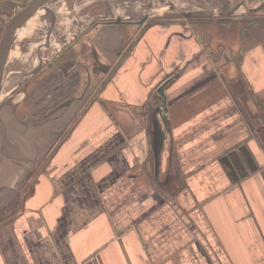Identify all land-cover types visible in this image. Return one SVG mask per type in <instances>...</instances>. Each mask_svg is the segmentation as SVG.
Wrapping results in <instances>:
<instances>
[{
    "label": "crops",
    "instance_id": "1",
    "mask_svg": "<svg viewBox=\"0 0 264 264\" xmlns=\"http://www.w3.org/2000/svg\"><path fill=\"white\" fill-rule=\"evenodd\" d=\"M164 1L50 0L17 33L0 264H264V0Z\"/></svg>",
    "mask_w": 264,
    "mask_h": 264
},
{
    "label": "water",
    "instance_id": "2",
    "mask_svg": "<svg viewBox=\"0 0 264 264\" xmlns=\"http://www.w3.org/2000/svg\"><path fill=\"white\" fill-rule=\"evenodd\" d=\"M49 1L50 0H27V2L22 5L21 10L16 12L7 22L0 37V86L4 73V66L7 60L6 58L8 57L11 45L18 31L23 27L24 23L28 19L33 17ZM163 87L164 84H162L158 89V93L162 96V99Z\"/></svg>",
    "mask_w": 264,
    "mask_h": 264
},
{
    "label": "rangeland",
    "instance_id": "3",
    "mask_svg": "<svg viewBox=\"0 0 264 264\" xmlns=\"http://www.w3.org/2000/svg\"><path fill=\"white\" fill-rule=\"evenodd\" d=\"M27 0H0V37L3 33V30L7 24V22L9 21V19L18 11L21 10L22 8V5L26 2ZM54 1V0H52ZM159 1L163 2V0H158V3ZM166 1H164L163 5L164 6L166 4ZM147 4V3H146ZM144 6V5H142ZM242 10L241 11H244L245 9L244 8H241ZM170 10V9H169ZM176 11L175 9L172 11L174 12ZM42 14L45 15L43 13V10H41ZM177 12V11H176ZM157 12H155L156 14ZM52 14V12H51ZM53 16V15H52ZM21 34H23V31L20 30L18 31ZM4 88L6 86V78H4Z\"/></svg>",
    "mask_w": 264,
    "mask_h": 264
},
{
    "label": "flooded vegetation",
    "instance_id": "4",
    "mask_svg": "<svg viewBox=\"0 0 264 264\" xmlns=\"http://www.w3.org/2000/svg\"><path fill=\"white\" fill-rule=\"evenodd\" d=\"M51 1H52V0H51ZM55 1L57 2V0H54V1H52V2H55ZM54 24H55V23H54V22H52V27H54Z\"/></svg>",
    "mask_w": 264,
    "mask_h": 264
}]
</instances>
